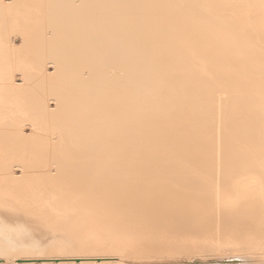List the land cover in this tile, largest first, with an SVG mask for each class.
<instances>
[{
	"label": "bare ground",
	"instance_id": "obj_1",
	"mask_svg": "<svg viewBox=\"0 0 264 264\" xmlns=\"http://www.w3.org/2000/svg\"><path fill=\"white\" fill-rule=\"evenodd\" d=\"M3 207L65 230L53 251L264 264V0H0L9 259Z\"/></svg>",
	"mask_w": 264,
	"mask_h": 264
},
{
	"label": "rangeland",
	"instance_id": "obj_2",
	"mask_svg": "<svg viewBox=\"0 0 264 264\" xmlns=\"http://www.w3.org/2000/svg\"><path fill=\"white\" fill-rule=\"evenodd\" d=\"M9 209H11V207ZM9 209H8V207H7V209L3 207L2 211L5 210L3 212V214H7L8 213L7 210H9ZM11 210L13 211V212L9 211L10 215H12L11 220L6 215H3V217L5 216L4 218L7 222L12 223V224L14 223L13 225L18 227L17 230L14 231L15 233L17 232L16 233L17 235L14 233V238H12L14 241H12V243H11V246H14V247H12V250H11V254H13V255H10L9 259L0 255V263H6V264H8V263L9 264H11V263L12 264H82L83 262H86V260H87V261H90L92 264H101V262L103 260H110V261H112V264H206V262H209L208 264H214L216 261L219 262V261H224V260L225 261L230 260V257H229V259L227 257H225L226 255L224 256L226 259L219 256V255H224V252L222 253V251H221V253H220L221 249L220 250L217 249L219 252L218 251L217 252L212 251L213 253H210L211 251L207 252L210 254L206 253V255H204L207 258L209 256V258L207 260H205L202 254L193 253L190 250L191 248L187 249L186 247H182L180 245H179L180 248H178V247H172V248L171 247H165L162 249H156V248L150 246V247H148V250L146 252L142 253L140 251L141 254H140V252H136L135 250H132L131 252H130V250L127 252H124L122 250L114 249V248L101 249V248L97 247L95 243H87L84 248H78V245H74L75 248L74 247L72 248L71 247L72 245H71L69 247V250L67 249L66 251H55V250L53 251L51 245L54 246V244H56V243H54L55 241L56 242L58 241L57 243H59L60 239H62V238L64 239L63 244H65V242L69 241V239H68L69 237L67 236L65 230H64L65 232L63 230L61 232H59L60 229H57L58 232H56L55 229L58 228V227H56V225H55V227H56L55 228V227H53L54 224L52 226L51 225L52 223H51L49 225H51L52 227L51 228L48 227L47 224L49 222L45 224V221H43V218L41 217V219H42V221H41V219H38V217H37L39 215H37L35 213H33V214H35V216L37 218L35 216H33L32 213H28V212L26 213L24 211L19 212V210L16 208L15 209L12 208ZM20 213H22V215ZM25 213H26V216L28 214V216H29V217L27 216L28 218L26 216H23V214H25ZM29 214H32V215H29ZM30 216L32 218H35V219H32ZM37 219L39 220V222H37ZM29 220H30V222H29ZM77 220H79V219H77ZM80 220H81V218H80ZM13 221H15V222H13ZM24 221H25V223H24ZM20 227H22V230H20L21 229ZM59 227L61 228L60 225H59ZM62 227H64V226L62 225ZM69 228L70 227H67L66 230ZM87 228H85L86 230L84 229V231L81 232V235L85 231H86L85 233L89 232L90 231L89 228H92V227H87ZM23 229H24V232H22ZM72 229H74V228H71V231L67 232L68 235H70V236L72 235V234H70L71 232L74 233V231H76V230L72 231ZM63 232H64V234H63ZM58 233H59V235H58ZM77 234H79L78 237L79 236L80 237L85 236L84 234L82 236L80 235V233H77ZM77 234H76V236H77ZM64 235L67 236L68 241H67L66 237L64 238ZM16 236H17V238H16ZM57 238H59V239H57ZM2 242L6 243L5 241H2ZM31 243H32V245H31ZM33 243H35L39 247L36 246V248H32V246L35 245V244L33 245ZM68 244H69V242H68ZM49 246H50V248H49ZM67 246H69V245H67ZM30 248H32V249H30ZM42 248H44V249H42ZM133 251L135 254L134 253L131 254ZM103 254L111 256V258L110 259L96 258V256H100ZM58 256H79V257H89V258H87V259H84V258H63V257L54 258V257H58ZM201 258H203V259H201ZM219 258H221V259H219ZM231 259L234 260L233 257ZM235 260H237V258H235ZM239 260L242 261L243 259L241 260V258H240L237 261H239Z\"/></svg>",
	"mask_w": 264,
	"mask_h": 264
}]
</instances>
